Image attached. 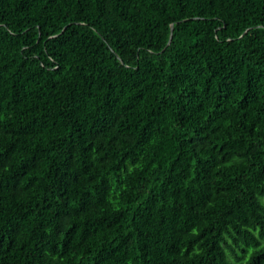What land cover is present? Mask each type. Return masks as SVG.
<instances>
[{
	"label": "trees",
	"instance_id": "trees-1",
	"mask_svg": "<svg viewBox=\"0 0 264 264\" xmlns=\"http://www.w3.org/2000/svg\"><path fill=\"white\" fill-rule=\"evenodd\" d=\"M0 264H264V0H0Z\"/></svg>",
	"mask_w": 264,
	"mask_h": 264
},
{
	"label": "water",
	"instance_id": "water-1",
	"mask_svg": "<svg viewBox=\"0 0 264 264\" xmlns=\"http://www.w3.org/2000/svg\"><path fill=\"white\" fill-rule=\"evenodd\" d=\"M173 29H174V27H172V33H173ZM245 34H246V33H245ZM171 41H172V36H171L170 41H169V43L167 44V46H169V45L171 44Z\"/></svg>",
	"mask_w": 264,
	"mask_h": 264
}]
</instances>
